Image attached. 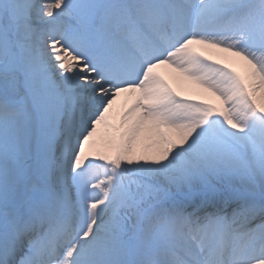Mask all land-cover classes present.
Segmentation results:
<instances>
[{"label":"snow or ice","instance_id":"obj_1","mask_svg":"<svg viewBox=\"0 0 264 264\" xmlns=\"http://www.w3.org/2000/svg\"><path fill=\"white\" fill-rule=\"evenodd\" d=\"M0 264H264V0H0Z\"/></svg>","mask_w":264,"mask_h":264},{"label":"bare ground","instance_id":"obj_2","mask_svg":"<svg viewBox=\"0 0 264 264\" xmlns=\"http://www.w3.org/2000/svg\"><path fill=\"white\" fill-rule=\"evenodd\" d=\"M198 51L202 52V54L211 57L212 60H218L222 64H227L233 71L239 73L240 77L244 79L246 82L250 80V66L246 61L240 59L239 57H233L229 53L220 52L215 49H207L200 45H194ZM157 73L165 79L169 85L181 96V97H189L196 101H205L207 103H211L217 108L222 107V101L218 96L214 95L212 92L207 91L206 89L199 86L194 81H191L181 74L174 71L172 68H162L157 69ZM246 77V78H243ZM130 94H122L118 99L117 104L114 106L110 115L113 118L118 117L121 108L130 100ZM256 99L258 101L262 100V94L257 92ZM115 122V119L114 121ZM169 134L176 138L178 133L169 132ZM97 144L101 147L105 145V138L103 135V128H101V132L98 133L96 138ZM151 139L145 140V145L151 144ZM101 178H103V173H101Z\"/></svg>","mask_w":264,"mask_h":264},{"label":"rangeland","instance_id":"obj_3","mask_svg":"<svg viewBox=\"0 0 264 264\" xmlns=\"http://www.w3.org/2000/svg\"><path fill=\"white\" fill-rule=\"evenodd\" d=\"M243 78H246V77H243Z\"/></svg>","mask_w":264,"mask_h":264}]
</instances>
